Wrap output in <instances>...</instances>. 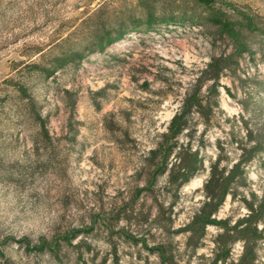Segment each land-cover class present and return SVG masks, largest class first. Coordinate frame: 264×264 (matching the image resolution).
<instances>
[{
  "label": "rangeland",
  "instance_id": "rangeland-1",
  "mask_svg": "<svg viewBox=\"0 0 264 264\" xmlns=\"http://www.w3.org/2000/svg\"><path fill=\"white\" fill-rule=\"evenodd\" d=\"M182 1L0 0V264H61L37 248L42 242L61 241L73 230L83 232L73 246L61 241L64 264H100L114 246L122 264L158 263L154 254L124 238L127 231L145 229L127 230L116 212L136 188L144 186V174L138 173L142 160L166 130L196 73L214 54L208 38L196 26L159 27L127 35L103 53L87 55L48 78L42 71H51L55 58L81 45L99 10L140 19V7L147 3L158 15L192 14L190 8L175 9ZM217 1L230 5L231 15L237 9L264 18V0ZM168 3L171 8L163 11ZM255 51L254 61L247 57L244 63L252 78L244 84L246 92L228 77L222 81L232 95L221 89L225 116L208 133V158L215 159L217 140L227 143L232 130L244 137L243 118L252 128L264 124V118L252 117L243 105L244 101L253 111L258 97L246 103V93L254 92L253 84L264 83V38ZM29 101L46 120L50 140L40 137ZM206 177L203 172L182 189L176 228L189 221L203 199L199 190ZM249 180L252 189L263 195L264 160L251 166ZM155 195L167 202L165 178L159 179ZM141 203L147 210L153 197L148 194ZM247 213L229 197L217 218L238 219ZM93 220L97 224L92 231ZM217 232L209 228L206 247L197 257L210 256ZM151 235L155 242L165 237L158 229ZM176 243L183 252V236L176 237ZM242 250L241 243L235 245L234 260ZM258 255L257 264H264V244Z\"/></svg>",
  "mask_w": 264,
  "mask_h": 264
},
{
  "label": "trees",
  "instance_id": "trees-1",
  "mask_svg": "<svg viewBox=\"0 0 264 264\" xmlns=\"http://www.w3.org/2000/svg\"><path fill=\"white\" fill-rule=\"evenodd\" d=\"M182 2L175 9L190 8L192 14L179 17L166 13L158 15L156 8L147 3L140 7L139 16H143L140 19L132 14L108 15L99 10L92 29L81 45L62 52L53 60L51 71H42V74L48 78L70 64H78L87 55L103 53L111 45L133 33L157 31L159 27L167 28L171 25L200 27L214 54L205 68L196 73L166 130L159 135L158 142L142 160L138 173L144 174L141 175L144 186L136 188L132 197L124 203L122 210L116 212L117 220L125 221L126 228L130 231L133 228L145 229L142 233L127 231L124 238L132 245L141 246L154 254L158 258L157 264H196L193 261L195 258L199 260L198 264H257L259 250L264 244V194L259 195L252 189L249 170L257 160H264V124L252 128L249 125L250 120L243 118L240 127L245 130L244 137L232 130L227 143L218 139L215 159L208 158L205 149L208 133L218 124L220 116H225L220 105L221 89L232 95L230 88L223 85V79L228 77L234 80V83L238 82L244 91V84L252 80L244 63L247 57L252 61L255 59V47L259 46L260 40L264 38V18L237 9H233L231 15L230 5L223 1ZM170 6L171 3L165 5L163 11L169 10ZM252 87L254 92L246 93V103L253 102L256 96L258 100L252 108L253 111H250L243 101L244 109L248 114H252V117L262 119L264 83L253 84ZM20 95L24 97L25 93L21 91ZM32 102H28V110L32 111L39 126L40 137L50 140L46 120L35 113ZM71 106L74 110L75 99H72ZM226 121L236 120L227 118ZM203 172L207 173L204 185L199 190L203 199L194 209L189 221L176 228L175 221L179 214L176 211L182 189ZM160 178H165L167 202L159 201L155 195ZM148 194L153 197L154 204L145 210V203H141V200L144 202ZM229 197L234 203L240 202L248 213L238 219L228 216L219 220L218 214ZM96 224V220H93L89 230L93 231ZM210 227L218 231L212 241L210 256L203 254L197 257L199 250L206 247ZM153 229L162 230L165 237L155 242L154 235H151ZM82 232L69 231L62 240L73 246L72 241ZM179 236L184 238L183 252L176 243V237ZM61 241L42 242L37 250L40 253L47 251L64 264L60 258ZM238 243L243 245V250L239 258L234 260L233 250ZM79 247L77 245L74 248ZM121 262L118 249L114 246L110 255L100 264H122Z\"/></svg>",
  "mask_w": 264,
  "mask_h": 264
}]
</instances>
